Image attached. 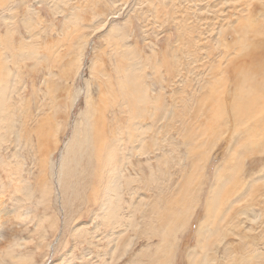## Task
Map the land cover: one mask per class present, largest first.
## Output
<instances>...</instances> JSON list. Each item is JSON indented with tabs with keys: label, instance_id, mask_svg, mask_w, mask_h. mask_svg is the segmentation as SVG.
I'll list each match as a JSON object with an SVG mask.
<instances>
[{
	"label": "rangeland",
	"instance_id": "obj_1",
	"mask_svg": "<svg viewBox=\"0 0 264 264\" xmlns=\"http://www.w3.org/2000/svg\"><path fill=\"white\" fill-rule=\"evenodd\" d=\"M0 264H264V0H0Z\"/></svg>",
	"mask_w": 264,
	"mask_h": 264
},
{
	"label": "bare ground",
	"instance_id": "obj_2",
	"mask_svg": "<svg viewBox=\"0 0 264 264\" xmlns=\"http://www.w3.org/2000/svg\"><path fill=\"white\" fill-rule=\"evenodd\" d=\"M88 97H90V96H88ZM245 102L247 103L246 100H245ZM88 104H91V105H92V104H93V103H92V100L88 99Z\"/></svg>",
	"mask_w": 264,
	"mask_h": 264
}]
</instances>
